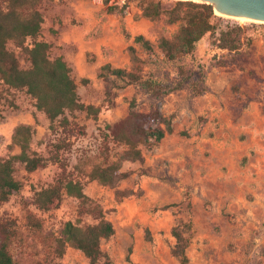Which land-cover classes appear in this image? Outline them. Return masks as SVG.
<instances>
[{"label": "rangeland", "instance_id": "obj_1", "mask_svg": "<svg viewBox=\"0 0 264 264\" xmlns=\"http://www.w3.org/2000/svg\"><path fill=\"white\" fill-rule=\"evenodd\" d=\"M170 3L166 2L168 7ZM40 9L44 15L40 39L51 44L50 56L64 57L77 82L81 100L102 105V109L97 119L81 111L67 113L70 120L84 127V134L65 130L58 124L51 129L49 119L37 110L29 94L0 84V158L20 152L18 146L12 145V135L21 123L35 126L31 148L44 157L56 155L55 144L65 140L69 145L59 156L68 162L72 176L82 182L85 192L103 207L115 226V235L102 243L110 257L109 264H179L171 254L176 242L171 230L179 219L194 222L192 210L198 204L200 224L194 226L187 249L190 264H264V216L256 214L249 222L244 216L229 212L233 218L230 224L224 222L222 214L211 213L207 218L212 203L203 196L202 187H191L180 175L173 174L170 161L159 160L156 147L143 149V166L139 162H125L123 170L130 171V175L116 186L103 185L88 177L92 164L98 160L101 128L125 117L133 98L136 110L147 111L153 105L165 109L171 105L172 92L177 91L152 99L144 83L114 87L100 76L102 65L110 63L114 67L130 68L129 47L134 46L142 59L144 80L153 77L166 87L182 83L177 92L180 97L193 98L201 91L216 89L220 97L243 99L244 105L257 98L264 112V23L224 16L222 28L234 24L243 26V44L238 50L218 47L214 36L207 34L193 54L170 61L157 41L161 36L171 37L178 25L169 24L164 18L143 17L137 0H109L108 3L106 0H43ZM124 29L132 35L130 39ZM139 34L154 43L153 51L148 52L134 41ZM8 47L16 53L21 66L27 68L29 63L22 51L12 41ZM108 86L114 92L112 103L105 100ZM185 118L189 120L185 128L188 137L205 140L216 136L205 130L206 120H198L194 114ZM235 137L245 140L246 134ZM142 168L146 174H142ZM60 171L59 163L53 160L34 172H28L24 163L17 162L15 176L22 182V188L9 201L0 204V218L15 219L25 236H28L25 228L28 210L43 220L44 233L48 234L58 233L68 220L81 225L95 223L93 216L78 213V200L72 196H65L59 207L50 210L38 209L33 203L35 191L52 185ZM118 191L123 196L121 200L116 195ZM194 195L198 197L196 200H192ZM34 240L39 254L28 241L12 247L20 264H37L39 260L44 264H89L86 256L74 247H68L62 258L47 263L44 259L50 242L40 234Z\"/></svg>", "mask_w": 264, "mask_h": 264}, {"label": "trees", "instance_id": "obj_2", "mask_svg": "<svg viewBox=\"0 0 264 264\" xmlns=\"http://www.w3.org/2000/svg\"><path fill=\"white\" fill-rule=\"evenodd\" d=\"M137 1L143 17L151 20L164 18L169 24L178 25L171 37L161 36L157 41V46L170 61L193 54L198 43L207 34L214 36V42L220 48L236 51L243 44V26L234 24L222 28L224 17L215 13L212 4L191 0ZM42 2L43 0H0V84L29 94L37 110L49 119L51 129H55L58 124L65 130H77L84 134V127L70 120L67 113L81 111L88 117L97 119L102 105L84 103L81 100L77 82L67 61L63 56L52 58L51 44L40 39L44 23V15L40 9ZM166 2H171V6L168 7ZM112 8L110 6V11ZM124 32L128 39L132 37L125 29ZM10 41L24 54L29 63L27 68L21 66L16 53L9 49ZM134 41L139 42L148 52L154 50V43L142 34L136 35ZM129 51L132 61L130 68L114 67L106 63L100 67V76L118 88L144 83L152 99L181 88L182 83L166 87L153 77L144 80L141 57L134 46H130ZM110 76L113 77L112 80ZM113 95V89L108 86L106 102L112 103ZM135 106L136 100L133 98L125 117L100 129L98 160L88 172L90 180L116 186L120 180L130 175V171L123 170L125 162H139L143 166V149L153 150L166 135L174 131V115L164 114L158 105L151 106L147 111L136 110ZM35 132V126L30 123H21L14 129L12 145L18 146L20 152L0 158V204L9 201L12 194L22 188V182L15 176L17 162L24 163L28 172H34L53 160L59 163L61 171L52 185L35 191L33 203L38 209L50 210L59 207L65 196H72L78 200V213L89 214L96 222L81 225L68 220L58 233L48 234L44 233L43 220L28 210L25 216L28 236H25L15 219L0 218V264H20L12 247L26 241L39 254L34 240L38 234L46 242H50L44 259L47 263L62 258L68 247H74L86 256L89 264H109L110 257L103 250L102 243L115 235L113 222L106 217L103 207L85 192L82 182L72 176L68 162L59 156L69 144L65 140L56 143V155L44 157L31 148ZM142 170V174L147 173L144 168ZM116 195L119 200L123 197L120 191ZM193 229L192 219H179L171 230L176 239L171 254L178 259L179 264L190 263L187 249ZM149 234L147 229L148 238L151 239ZM127 260L132 263L130 257ZM37 264H44V261L39 260Z\"/></svg>", "mask_w": 264, "mask_h": 264}, {"label": "crops", "instance_id": "obj_3", "mask_svg": "<svg viewBox=\"0 0 264 264\" xmlns=\"http://www.w3.org/2000/svg\"><path fill=\"white\" fill-rule=\"evenodd\" d=\"M177 92L179 89L170 96V107L160 108L164 114L174 115V131L156 146L159 160L170 161L172 173L191 187H202L203 196L212 203L207 218L211 213L222 214L230 224L229 212L249 222L256 214L264 216V112L257 98L244 105L243 99L220 97L216 89L201 91L193 98L180 97ZM192 114L206 120L205 130L216 136L205 140L188 137L185 117ZM239 134H246V139H237ZM197 198L192 196V200ZM200 208L198 204L192 210L196 227Z\"/></svg>", "mask_w": 264, "mask_h": 264}, {"label": "water", "instance_id": "obj_4", "mask_svg": "<svg viewBox=\"0 0 264 264\" xmlns=\"http://www.w3.org/2000/svg\"><path fill=\"white\" fill-rule=\"evenodd\" d=\"M213 5L217 15L264 23V0H191Z\"/></svg>", "mask_w": 264, "mask_h": 264}, {"label": "bare ground", "instance_id": "obj_5", "mask_svg": "<svg viewBox=\"0 0 264 264\" xmlns=\"http://www.w3.org/2000/svg\"><path fill=\"white\" fill-rule=\"evenodd\" d=\"M234 19H237V20H240V21H246V20H250V19H245V18H234ZM250 21H253V20H250Z\"/></svg>", "mask_w": 264, "mask_h": 264}]
</instances>
